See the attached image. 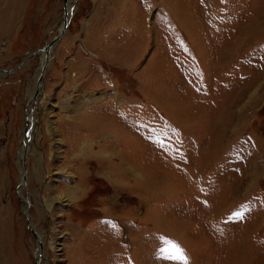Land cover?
<instances>
[{"label":"rangeland","instance_id":"1","mask_svg":"<svg viewBox=\"0 0 264 264\" xmlns=\"http://www.w3.org/2000/svg\"><path fill=\"white\" fill-rule=\"evenodd\" d=\"M74 1L24 158L39 264H179L165 240L189 264H264V0ZM93 2L111 7L85 36ZM62 12L0 0V70ZM40 60L0 77V264L37 254L16 188Z\"/></svg>","mask_w":264,"mask_h":264},{"label":"water","instance_id":"2","mask_svg":"<svg viewBox=\"0 0 264 264\" xmlns=\"http://www.w3.org/2000/svg\"><path fill=\"white\" fill-rule=\"evenodd\" d=\"M67 2H68V0H63V12L61 15L59 32L49 42H46V44L44 46H42L39 50H36L34 53H32L33 55L35 53L36 54L43 53V57L40 60V64H39L40 68H39V72H38V75H37L36 80H35L34 91L29 96L27 103H26L25 127L22 130L21 142L23 144V151L19 156L20 161H21L22 176H21L20 181L18 182V185L16 188V194H17L19 202L21 203V212H22L23 217L25 219V223L27 225V228L31 232V234H32V236L36 242V245L38 247V250H39V253L35 255V263L34 264H39V259L43 258L42 242H41L36 230L32 227V223L30 222V219H29L30 218L29 217L30 202L21 195L20 188H22L23 186L26 185L27 168L25 166L24 158H25V155L27 153V150L29 149L31 139L34 138V135H35L36 118L34 119V117L32 116V112H33V110L35 111L37 108V104L39 102L41 91L43 89V84H44L43 76H44V72H45L46 66L48 64V61L50 59V51L60 40L62 34L64 33V31L68 27L70 19L74 13V12H72V10L74 8L75 1L72 0L69 7L67 6ZM32 54L27 56V57H23L20 60V62L18 64H16L11 69H1L0 73H4L7 76L14 74L20 67H22L27 62V60L30 57L33 56ZM26 55H27V53H25L24 56H26ZM1 76L2 75L0 74V77ZM28 113H30V116L28 115ZM23 207H24V209H23Z\"/></svg>","mask_w":264,"mask_h":264},{"label":"snow or ice","instance_id":"3","mask_svg":"<svg viewBox=\"0 0 264 264\" xmlns=\"http://www.w3.org/2000/svg\"><path fill=\"white\" fill-rule=\"evenodd\" d=\"M235 215L242 217L243 214L237 212ZM164 245L159 250L162 259L179 262V264H189V258L180 246L170 240H165Z\"/></svg>","mask_w":264,"mask_h":264},{"label":"bare ground","instance_id":"4","mask_svg":"<svg viewBox=\"0 0 264 264\" xmlns=\"http://www.w3.org/2000/svg\"><path fill=\"white\" fill-rule=\"evenodd\" d=\"M72 2V0H68V2H67V6L69 7L70 6V3ZM75 11V7L73 8V10H72V12H74ZM7 15H5V17H6ZM68 28V27H67ZM32 53H34V52H32ZM32 53H29L28 54V56L29 55H31ZM51 54H52V52L50 51V56H51ZM33 55V54H32ZM35 56H40L41 57V59H42V57H43V53H41V54H34L32 57H30L28 60H27V62L30 60V59H32V58H34ZM27 62L22 66V67H24L26 64H27ZM50 59H49V61H48V64H47V66H46V69H45V72H44V76H43V82H44V77L46 76V72H47V68H48V66H49V64H50ZM22 67H20V68H22ZM19 68V69H20ZM18 69V70H19ZM17 72V71H16ZM15 72V73H16ZM38 72H39V70H38ZM2 76L1 77H6L7 75H5L4 76V74H1ZM12 75V74H11ZM37 75H38V73H37ZM37 75H36V77H37ZM36 77H35V80H36ZM41 94H43L42 93V91H41ZM34 112L32 113V116H34ZM28 115L30 116V113H28ZM36 118V117H35ZM34 118V119H35ZM36 124V123H35ZM38 125V124H37ZM35 129H37V128H35ZM36 136V135H35ZM34 136V137H35ZM33 139V138H32ZM33 140H31V142H32ZM31 148V147H30ZM22 151H23V145H22V148H21V151H20V154L22 153ZM29 149L27 150V153L26 154H29ZM21 176H22V169H21ZM28 178V175H27V177H26V179ZM26 182H27V180H26ZM24 187V186H23ZM23 187L22 188H20V192H22L23 191ZM31 206V205H30ZM23 209H24V207H23ZM29 219H30V222L32 223V227L35 229V225L33 224V222H32V220H31V215L29 214ZM36 230V232H37V234H38V236H39V238H40V240H41V242H42V249H43V258L45 257V255H44V243H43V241H42V236L40 235V233L37 231V229H35ZM39 253V250H38V247H37V254ZM44 261V260H43Z\"/></svg>","mask_w":264,"mask_h":264},{"label":"crops","instance_id":"5","mask_svg":"<svg viewBox=\"0 0 264 264\" xmlns=\"http://www.w3.org/2000/svg\"><path fill=\"white\" fill-rule=\"evenodd\" d=\"M104 2V1H103ZM105 3V2H104ZM104 5H102V3H99V2H97V3H94L93 2V8H92V14L91 13H89V15H85L84 16V19H85V21H84V27H85V36H86V31H87V28H88V24H89V22H91V21H93V20H95V19H97L98 17H101L102 15H103V13L106 11V8H108V7H111L110 6V4L109 5H105L104 7H103ZM102 7V8H101ZM113 7V6H112ZM82 31V30H81ZM83 41H85V37H83ZM93 42H95V40H93V41H91V43H93ZM84 46H85V44H84ZM92 46H94V45H92ZM86 47V46H85ZM87 49L86 50H88V51H91V50H93V48H91V47H86Z\"/></svg>","mask_w":264,"mask_h":264}]
</instances>
